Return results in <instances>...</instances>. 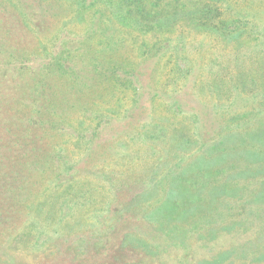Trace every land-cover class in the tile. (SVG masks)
I'll return each instance as SVG.
<instances>
[{"label": "rangeland", "instance_id": "obj_1", "mask_svg": "<svg viewBox=\"0 0 264 264\" xmlns=\"http://www.w3.org/2000/svg\"><path fill=\"white\" fill-rule=\"evenodd\" d=\"M126 1L0 0V264H264V0Z\"/></svg>", "mask_w": 264, "mask_h": 264}, {"label": "trees", "instance_id": "obj_2", "mask_svg": "<svg viewBox=\"0 0 264 264\" xmlns=\"http://www.w3.org/2000/svg\"><path fill=\"white\" fill-rule=\"evenodd\" d=\"M124 1H125V0H124ZM126 2H131V0H128V1H126ZM237 12H240V11H237ZM226 24H228L227 26L234 24L233 27H232L231 29L228 30V32H229V34H232V35L235 34V36H236V34H237V35L239 34V31H240L241 28H242V27H241L242 22H237L236 17H232V18H230L229 21H227ZM233 37H234V36H233ZM213 238H214V237L211 235V238H210V239L212 240Z\"/></svg>", "mask_w": 264, "mask_h": 264}]
</instances>
